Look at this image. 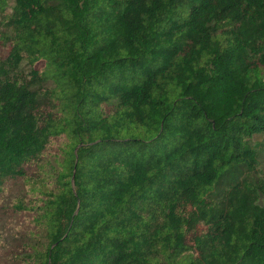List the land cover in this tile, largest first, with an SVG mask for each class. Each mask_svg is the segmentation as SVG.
<instances>
[{
  "label": "trees",
  "instance_id": "16d2710c",
  "mask_svg": "<svg viewBox=\"0 0 264 264\" xmlns=\"http://www.w3.org/2000/svg\"><path fill=\"white\" fill-rule=\"evenodd\" d=\"M0 195L29 264H264V0H0Z\"/></svg>",
  "mask_w": 264,
  "mask_h": 264
},
{
  "label": "rangeland",
  "instance_id": "374dc122",
  "mask_svg": "<svg viewBox=\"0 0 264 264\" xmlns=\"http://www.w3.org/2000/svg\"><path fill=\"white\" fill-rule=\"evenodd\" d=\"M0 55L5 57L7 50H1ZM251 145L257 151L258 169L264 174V134L253 136ZM22 192L21 181L8 180L5 193L0 195V264H29L26 260L31 248L40 246V239L32 236L31 215L13 207Z\"/></svg>",
  "mask_w": 264,
  "mask_h": 264
}]
</instances>
